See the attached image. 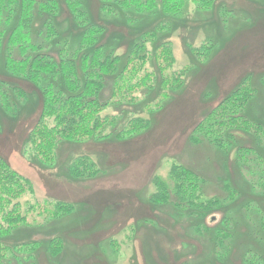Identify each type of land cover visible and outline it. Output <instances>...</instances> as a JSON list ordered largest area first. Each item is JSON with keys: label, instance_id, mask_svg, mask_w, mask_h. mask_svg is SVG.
Segmentation results:
<instances>
[{"label": "rangeland", "instance_id": "1", "mask_svg": "<svg viewBox=\"0 0 264 264\" xmlns=\"http://www.w3.org/2000/svg\"><path fill=\"white\" fill-rule=\"evenodd\" d=\"M74 1H79L76 3L82 11L79 18L72 15L65 0H59L54 17L38 15L32 20V41L57 54L64 41L73 50L89 30L96 28L97 41L104 49L119 51L121 59L127 60L135 43L152 34L147 48L154 53L158 43H167L172 59L163 61L152 55L147 63L131 68L130 83L147 73L151 76L146 78L148 83L153 80V85L135 90L137 97L131 103L112 105L114 81L107 77L100 98L110 104L103 114L118 115L119 123L106 128L104 133H111L109 136L79 145L63 142L52 165L42 163L28 142L37 110H41L36 100L27 99L21 105L22 113L4 122L0 157L29 179V191L22 201L34 203L33 208L38 210L47 209L43 215L29 213L25 225L31 227L14 230L6 240L15 244L39 241L42 249L38 256L21 254L28 262L10 259L17 254L14 249L18 248H14L8 263L2 264H242L250 250L246 243L253 242V236L264 235L256 211L246 213L261 194H253L248 186L246 171L236 162L233 149L223 152L208 138L200 137L202 142L191 139L198 124L213 109L217 118L222 107L218 105L246 80L256 97H251L245 110L264 124V0H185L173 13L164 9L162 0H156L150 11L131 8L116 14L101 10L100 0ZM50 24L54 34L47 33ZM6 58L5 52L0 53V80L10 82L12 74L3 65ZM174 75L184 83L171 90L166 79L163 85V77ZM31 113L36 118L30 121ZM135 116L149 118L150 126L131 140H115ZM257 150L264 153V144L257 143ZM80 154L95 160L100 170L95 178H76L68 172L70 162ZM175 163L200 173L206 197H220V204L206 218L196 217L191 208L175 207L176 196L170 204L152 201L160 189L159 180L174 183L171 171ZM229 186L237 187L235 198H229ZM57 201L72 203L73 207L53 220L50 216ZM261 205L264 209V202ZM207 218L219 226L204 229ZM234 218L240 219V228L234 227L233 238L218 247L219 253L227 249L231 252L220 259L214 253L215 235L227 230ZM243 223L246 228H241ZM52 237L62 239L61 244L55 242L62 247L56 255L48 251ZM258 248L264 253L263 243Z\"/></svg>", "mask_w": 264, "mask_h": 264}, {"label": "trees", "instance_id": "2", "mask_svg": "<svg viewBox=\"0 0 264 264\" xmlns=\"http://www.w3.org/2000/svg\"><path fill=\"white\" fill-rule=\"evenodd\" d=\"M65 1L72 15L79 18L82 12L77 5L79 3H76L79 1ZM155 2L156 0H100L102 6L99 7L101 10L105 8L108 11L105 12L109 14L131 8L142 12L152 10ZM184 2L185 0H162L161 3L166 11L173 13L172 11H178ZM58 10L59 0H0V53H6V63L3 61V65L4 68L7 65L6 71L12 74L10 82L0 80V131H3L4 122L14 119L19 112L22 113L21 105L27 99L36 100V107L39 106L41 110L37 108L39 114L37 118L33 115L36 108L34 113L28 115L30 121L36 118L29 130L28 142L33 154L42 163L50 165L56 161L58 149L63 142H74L73 144L79 145L82 144L80 142L96 137L109 136L111 133H104L106 128L108 126L111 128L112 125H114L112 128H115L119 123L118 115L103 114L105 107L110 104L100 98V93L107 84V77L113 78L114 81L111 85V97L115 103L112 105H123L121 102L131 103L136 100L135 90L138 87L153 85V80L150 81L151 83L146 80L151 77L150 73L144 77L140 76L135 83H130L128 75L131 73V68L134 69L138 63H147L152 55L157 56L158 60L164 61L169 57L172 59L167 43L160 45L158 43L154 48L155 52L150 51L147 43L153 39V35L147 34L146 38L135 43L131 48L127 60H122L119 51L114 53L106 51L102 43L97 41L96 28L89 30L81 44L73 50L64 41L63 48L61 47L57 54H53L41 44L32 41L31 24L36 16L54 17ZM85 16L83 11L82 19ZM54 32L50 24L47 33L54 34ZM165 79L170 84L171 90L184 83L177 75L173 78L166 76L163 77L165 86ZM169 79L172 80L169 82ZM248 83L247 80L243 82L218 105L222 107L217 111L219 114L217 118L214 114L216 109H213V112L198 124L191 140L202 142L200 137L204 140L208 138L209 142L223 152L233 149L236 162L246 171L245 180L248 186L253 194H261L255 198L256 201L253 200L256 205L250 203L246 213L248 214L250 210L253 213L256 211L263 225L260 232L264 233V209L261 205L264 202V198L261 200L264 195V153L257 150V143L264 144V124L245 110L251 97H256ZM169 98L170 94L166 96V100L168 101ZM161 108L162 105L158 109ZM158 109L153 113L158 112ZM28 110L30 111L31 107ZM150 124L149 118L132 117L120 129L115 140L121 142L131 140ZM236 130H239V134H236ZM68 172L76 178L90 179L95 178L100 170L91 155L80 154L70 162ZM172 176L174 180L172 185L159 180L160 189L153 195L152 201L158 204H170L173 203L170 202L171 198L176 196L177 200L173 203L175 207L191 208L192 214L199 218H206L207 214L220 204V197H206L203 194L204 180L200 173L191 167L175 163L171 171ZM157 180L158 178H155L154 182ZM236 188L229 186L228 190L231 192L229 198L236 197L239 192ZM28 191L29 179L13 170L9 163L0 157V264L8 263L10 259L24 262L26 258H21V254L28 253L31 256V253H35V256H38L42 249V245L37 240H24L16 244L6 241L11 239L7 238L14 230L22 226L31 227L25 225L29 213L43 215L44 210L47 209L41 207L38 210L33 208L34 203L23 202L22 197ZM257 201L261 203L258 204ZM53 207L50 218L57 220L72 211L73 204L57 201ZM238 221L240 219L234 218L231 226L225 227L227 230L216 233L214 253L218 258L223 259L231 254L228 253L229 249L219 253L218 247L233 238L234 227L240 228ZM207 222L208 224H204V229L209 230L219 226L215 224L216 222H209L208 218ZM246 227V223H243L241 228ZM241 238L244 239L242 235ZM60 239L57 241L61 244L62 239ZM57 241L55 237L49 239L48 251L53 255L62 250L60 245H55ZM237 241L240 243L239 236ZM252 241L254 243H246L250 250L246 253L242 264H264V253L258 248L259 245L264 244V235L253 236ZM26 248L28 251H25ZM13 249L17 254L9 259L8 255ZM28 261L30 260L27 259L25 262Z\"/></svg>", "mask_w": 264, "mask_h": 264}]
</instances>
